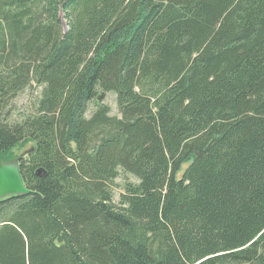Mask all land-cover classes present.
<instances>
[{
    "label": "trees",
    "instance_id": "trees-1",
    "mask_svg": "<svg viewBox=\"0 0 264 264\" xmlns=\"http://www.w3.org/2000/svg\"><path fill=\"white\" fill-rule=\"evenodd\" d=\"M30 141L0 264H264V0H0V162Z\"/></svg>",
    "mask_w": 264,
    "mask_h": 264
},
{
    "label": "rangeland",
    "instance_id": "rangeland-1",
    "mask_svg": "<svg viewBox=\"0 0 264 264\" xmlns=\"http://www.w3.org/2000/svg\"><path fill=\"white\" fill-rule=\"evenodd\" d=\"M33 88H27L25 91L21 92L20 95L17 96L15 99V103L18 108L22 110H27L30 107V102L35 100L37 94L40 92V88L34 89ZM115 91L110 90L109 92H106L104 101L107 102L110 107H111V113H117L119 114L118 106H117V101H116V95ZM96 107V99H93L89 102L88 110H87V115H90L93 111V109ZM34 145L33 141H30L25 144L24 147L22 148H16L15 153L19 154L22 153L24 150H27L28 148L32 147ZM187 165V163L184 164V167ZM182 171L179 173V176H181ZM126 179H136V177L128 172L123 171L122 169L119 171V175L116 178V185H115V199H119V189L122 188V184Z\"/></svg>",
    "mask_w": 264,
    "mask_h": 264
},
{
    "label": "water",
    "instance_id": "water-1",
    "mask_svg": "<svg viewBox=\"0 0 264 264\" xmlns=\"http://www.w3.org/2000/svg\"><path fill=\"white\" fill-rule=\"evenodd\" d=\"M29 151V149L24 150L16 157L0 162V199L9 195L33 191L25 184L20 167L21 158Z\"/></svg>",
    "mask_w": 264,
    "mask_h": 264
},
{
    "label": "bare ground",
    "instance_id": "bare-ground-1",
    "mask_svg": "<svg viewBox=\"0 0 264 264\" xmlns=\"http://www.w3.org/2000/svg\"><path fill=\"white\" fill-rule=\"evenodd\" d=\"M32 192V191H31ZM30 193V192H29ZM21 194V193H20ZM24 194H26V193H24Z\"/></svg>",
    "mask_w": 264,
    "mask_h": 264
}]
</instances>
